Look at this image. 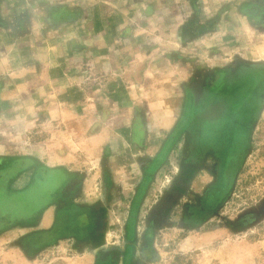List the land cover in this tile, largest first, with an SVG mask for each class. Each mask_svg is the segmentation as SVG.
I'll return each instance as SVG.
<instances>
[{
    "label": "rangeland",
    "instance_id": "1",
    "mask_svg": "<svg viewBox=\"0 0 264 264\" xmlns=\"http://www.w3.org/2000/svg\"><path fill=\"white\" fill-rule=\"evenodd\" d=\"M209 1L179 69L146 56L112 80L130 101L93 102L84 66L77 108L98 116L63 134L44 126L57 87L2 76L0 264H264V4L243 13L264 0Z\"/></svg>",
    "mask_w": 264,
    "mask_h": 264
},
{
    "label": "crops",
    "instance_id": "2",
    "mask_svg": "<svg viewBox=\"0 0 264 264\" xmlns=\"http://www.w3.org/2000/svg\"><path fill=\"white\" fill-rule=\"evenodd\" d=\"M209 2L0 0V79L6 77L2 86L28 87L35 84L34 78L38 76L44 89L57 87L53 93L44 92V126L51 136L57 131L63 134L64 118L68 122L98 116L97 110L84 114L81 106L77 108L82 95L84 66L100 77L93 88L96 91L93 102L116 101L121 97L120 91L124 101H130L131 93L119 90L116 82L129 83L126 82V78H131L129 71L138 60L144 62L146 56L151 57L150 69L156 68L155 72L162 75L163 71L179 69L178 58L172 54H178L179 44L185 41L186 54L191 52L188 39L193 37V31L202 36L200 30L205 29V23L202 24L198 15L201 6L203 12L207 10ZM263 4L250 1L243 13L257 19L261 14L258 9H262ZM139 83L143 87L150 86L146 81L136 82L138 91L141 90ZM31 94L34 101L37 92ZM0 102L8 105L12 100L3 98ZM71 105L72 109H66L65 106L71 108ZM96 105L90 107L96 108ZM103 112L106 115L108 111ZM55 145L58 144L50 140L44 142L43 155H50Z\"/></svg>",
    "mask_w": 264,
    "mask_h": 264
}]
</instances>
